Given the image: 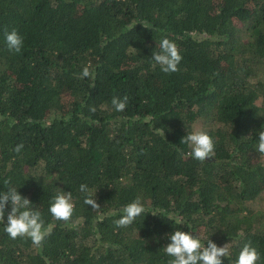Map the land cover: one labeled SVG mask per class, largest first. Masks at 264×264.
I'll return each instance as SVG.
<instances>
[{
  "label": "trees",
  "instance_id": "1",
  "mask_svg": "<svg viewBox=\"0 0 264 264\" xmlns=\"http://www.w3.org/2000/svg\"><path fill=\"white\" fill-rule=\"evenodd\" d=\"M163 38L177 72L151 59ZM114 96L128 97L123 112ZM197 126L215 145L205 162L181 143ZM262 127L264 0H0V192L16 188L54 225L42 246L12 239L9 203L0 264H169L175 230L230 244L223 264L251 243L264 264ZM60 191L73 195L69 222L49 212ZM138 197L145 213L117 227Z\"/></svg>",
  "mask_w": 264,
  "mask_h": 264
},
{
  "label": "clouds",
  "instance_id": "2",
  "mask_svg": "<svg viewBox=\"0 0 264 264\" xmlns=\"http://www.w3.org/2000/svg\"><path fill=\"white\" fill-rule=\"evenodd\" d=\"M6 45L9 51L20 53L24 46L23 37L17 30L5 31ZM153 52L152 60L160 67L163 73L170 74L179 71V64L182 56L177 45L168 38L159 41ZM90 68L85 66L79 75L80 79L90 77ZM128 97L123 98L114 96L111 104L117 112H123L127 106ZM89 112L95 113L96 107H89ZM258 144L256 151L264 156V127L257 133ZM181 143L187 144L190 148L188 153L192 158L205 162L207 158L214 157L213 138L203 130H194L185 136ZM23 145H17L16 152H20ZM80 192L85 193L84 203L91 206L93 210H99L101 206L89 195V188L86 184H81ZM10 211L7 215L5 232L12 238L26 237L31 239L34 246H42L45 238L49 236L54 225L48 224L42 219L38 210L31 208V201L23 197L16 188H8L5 192H0V221L4 222L5 210L9 205ZM145 206L138 197L133 202L123 208V215L114 221L117 227L123 228L130 226L137 217L145 213ZM49 212L58 221L69 222L74 214L73 195L71 191H60L50 204ZM155 215V214H152ZM167 239L170 243L164 247L165 253L172 257L169 264H223L222 257H229L230 244L217 246L211 239L205 244L202 242L200 234L194 236L190 232L175 230L168 234ZM260 260L258 249L245 244L239 252L235 264H257Z\"/></svg>",
  "mask_w": 264,
  "mask_h": 264
},
{
  "label": "rangeland",
  "instance_id": "3",
  "mask_svg": "<svg viewBox=\"0 0 264 264\" xmlns=\"http://www.w3.org/2000/svg\"><path fill=\"white\" fill-rule=\"evenodd\" d=\"M196 130L204 131V129L201 126H197ZM254 206L256 209L264 211V191L262 192L261 196L257 199V201H255Z\"/></svg>",
  "mask_w": 264,
  "mask_h": 264
}]
</instances>
